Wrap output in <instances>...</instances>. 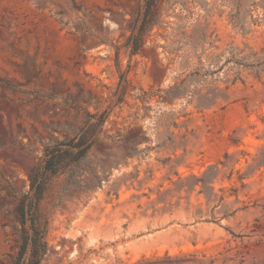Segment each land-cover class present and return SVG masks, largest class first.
I'll return each mask as SVG.
<instances>
[{
	"label": "rangeland",
	"instance_id": "obj_1",
	"mask_svg": "<svg viewBox=\"0 0 264 264\" xmlns=\"http://www.w3.org/2000/svg\"><path fill=\"white\" fill-rule=\"evenodd\" d=\"M144 5L0 0V264L30 172L83 129L38 264H264V0H156L133 52Z\"/></svg>",
	"mask_w": 264,
	"mask_h": 264
},
{
	"label": "trees",
	"instance_id": "obj_2",
	"mask_svg": "<svg viewBox=\"0 0 264 264\" xmlns=\"http://www.w3.org/2000/svg\"><path fill=\"white\" fill-rule=\"evenodd\" d=\"M156 0H145L144 13L140 25L132 38V49L136 52L143 45V34L153 25ZM101 114L98 119L101 120ZM86 130L68 143H59L45 150V160L40 169H35L28 176L29 190L18 200L16 212L21 225V246L15 264L24 260L28 248L33 251L31 258L33 264H38L42 247L41 219L39 203L43 197L47 182L50 177L61 173L65 165L72 164L81 159L90 149L92 141L89 140Z\"/></svg>",
	"mask_w": 264,
	"mask_h": 264
}]
</instances>
